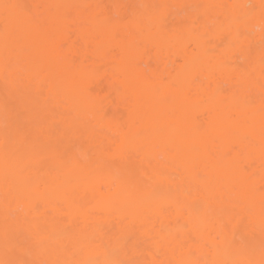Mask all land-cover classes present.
Wrapping results in <instances>:
<instances>
[{
  "label": "bare ground",
  "instance_id": "bare-ground-1",
  "mask_svg": "<svg viewBox=\"0 0 264 264\" xmlns=\"http://www.w3.org/2000/svg\"><path fill=\"white\" fill-rule=\"evenodd\" d=\"M0 264H264V0H0Z\"/></svg>",
  "mask_w": 264,
  "mask_h": 264
}]
</instances>
